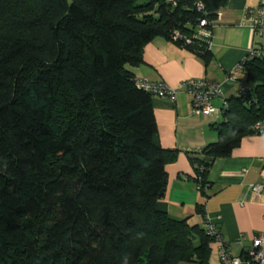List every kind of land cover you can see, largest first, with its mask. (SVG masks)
<instances>
[{
  "label": "trees",
  "instance_id": "obj_1",
  "mask_svg": "<svg viewBox=\"0 0 264 264\" xmlns=\"http://www.w3.org/2000/svg\"><path fill=\"white\" fill-rule=\"evenodd\" d=\"M226 2L0 0V264H208L205 226L156 206L175 153L126 65L156 36L207 58L199 20L211 28ZM239 65L253 86L189 155L200 191L264 119V59Z\"/></svg>",
  "mask_w": 264,
  "mask_h": 264
},
{
  "label": "crops",
  "instance_id": "obj_2",
  "mask_svg": "<svg viewBox=\"0 0 264 264\" xmlns=\"http://www.w3.org/2000/svg\"><path fill=\"white\" fill-rule=\"evenodd\" d=\"M260 2L227 0L219 8L211 31L210 53L205 59L156 36L143 47L142 61L126 68L134 79L163 81L170 88H179L182 81L190 78L210 79L221 87L222 94L211 99L218 108L224 99L237 95L245 81L241 69L231 77L233 69L251 49L264 47V34L258 35L252 29ZM152 102L156 140L162 148L175 153L165 164L166 190L157 208L176 218L187 217L194 224L204 225V220H209L220 230L231 254L242 255L254 237L264 236V188L259 193L250 189L252 184L264 185V134H247L228 156L214 158L205 175L208 184L200 191L193 179L189 155H193L192 151L198 154L201 147L217 139L214 127L223 120L222 112H194L190 95L180 88L173 101L153 96ZM208 264H221L214 239L210 242Z\"/></svg>",
  "mask_w": 264,
  "mask_h": 264
},
{
  "label": "built area",
  "instance_id": "obj_3",
  "mask_svg": "<svg viewBox=\"0 0 264 264\" xmlns=\"http://www.w3.org/2000/svg\"><path fill=\"white\" fill-rule=\"evenodd\" d=\"M198 10H202L203 6L201 3L196 4ZM255 17L252 20L253 32L261 35L264 34V0H261L256 8ZM209 22L206 18H201L198 23V28H200L199 34L206 41V46L208 49L211 48V37H212V27L215 23L211 22V28H203ZM180 33L174 31L173 38H180ZM200 37V36H199ZM186 42L190 39L186 38ZM250 55L260 56L264 59V47H258L251 49L249 51ZM241 67L238 64L230 74L233 77L236 71L240 70ZM135 83L138 87L144 89L145 91L151 93L153 96L165 98L168 101H173L175 98V93L178 89H184L191 98V103L194 112L201 114H217L222 112L228 107L227 100H223L220 107H214L211 104V99L214 96L222 94L221 87L218 83L207 79V78H190L182 81L179 88H170L163 81H152L144 78L135 79ZM248 91V87L245 82H242L237 91L238 94H245ZM252 130L254 134H264V119H259L252 125ZM261 171L264 172V159L262 162ZM264 185L252 184L250 189L254 193H259L263 190ZM197 189H200V185H197ZM205 229L210 237H212L218 243V256L221 264H264V236L257 235L252 240V245L249 249L244 251L240 256H234L231 254L227 244L220 230L213 225L209 220H206Z\"/></svg>",
  "mask_w": 264,
  "mask_h": 264
},
{
  "label": "clouds",
  "instance_id": "obj_4",
  "mask_svg": "<svg viewBox=\"0 0 264 264\" xmlns=\"http://www.w3.org/2000/svg\"><path fill=\"white\" fill-rule=\"evenodd\" d=\"M124 264H128V258L127 257L124 258Z\"/></svg>",
  "mask_w": 264,
  "mask_h": 264
},
{
  "label": "rangeland",
  "instance_id": "obj_5",
  "mask_svg": "<svg viewBox=\"0 0 264 264\" xmlns=\"http://www.w3.org/2000/svg\"><path fill=\"white\" fill-rule=\"evenodd\" d=\"M263 38H259V40H262ZM248 85L250 86H252L253 85V83L252 82H248Z\"/></svg>",
  "mask_w": 264,
  "mask_h": 264
}]
</instances>
